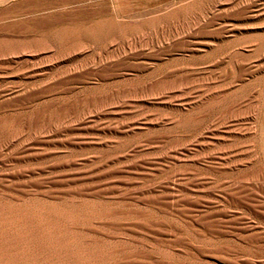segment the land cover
Returning <instances> with one entry per match:
<instances>
[{"label": "bare ground", "instance_id": "1", "mask_svg": "<svg viewBox=\"0 0 264 264\" xmlns=\"http://www.w3.org/2000/svg\"><path fill=\"white\" fill-rule=\"evenodd\" d=\"M246 1L234 0L222 13L210 10L201 25L225 20L229 9L234 20L258 18L262 13L247 14ZM182 7L144 25L182 16L188 11ZM29 8L24 23L0 28V113L8 119L0 117V197L13 204L4 209L0 203V264H185L172 259L175 250L198 264H228L232 255L225 258L212 240L217 219L203 218L222 213L221 199L250 194L244 180L256 173L235 176L233 157L251 153L239 139L251 130L243 120L258 96L249 77L263 65L264 27L244 23L245 35L227 39L220 24L196 30L211 39L206 43L156 41L142 53L125 41V30L137 28L120 21L92 20L78 28L71 25L75 16L61 8L50 14ZM83 14L78 20L86 19ZM115 40L122 43L104 57L70 58ZM143 132L152 134L140 139ZM151 142L167 145L154 152ZM114 198L171 209L184 203L196 243L180 238L174 249L165 237L164 247L154 250L145 239L176 237L174 228L122 208L116 211L123 218H97L109 212L105 199Z\"/></svg>", "mask_w": 264, "mask_h": 264}, {"label": "rangeland", "instance_id": "2", "mask_svg": "<svg viewBox=\"0 0 264 264\" xmlns=\"http://www.w3.org/2000/svg\"><path fill=\"white\" fill-rule=\"evenodd\" d=\"M18 1H19V3L16 4V2H18ZM22 1L23 0H21V2H20V0H4L3 2L0 3V28H4L5 26L7 28H9V27L14 26V24H16V25L20 24V22H21L20 20H23L24 18L30 16L29 14H31V13L29 12L30 11L29 7H31V9L33 7H34L33 9H37L36 10L37 13L42 10L43 14H50L54 10H55L54 12H56V11L61 12V9H62L61 13L63 15L71 16V17H74V16L77 17V18L74 17V19H73V22L75 23V24L74 23L71 24L73 27H74V25H76L75 27L79 28L81 25H87V23L91 22L92 20L106 19L109 21L112 20L114 22L120 21L122 25L126 26V28H130V29L131 28L132 29L137 28L138 32L137 31L130 32L128 30H125L126 31L125 35L127 38V39L125 38L126 39L125 41L130 40L129 43H131L133 45L134 50H135V46H136L137 52L141 51L142 53L144 51L145 52L149 51L150 46H151L150 43H154L156 41H169V42H176V43L179 42V43H183V44L184 43L188 44V43H194L195 41L199 42V40H200V42L204 41L206 43V41H209V40L211 41V39L206 38V36H204L205 34H203L204 33L203 30L207 31L208 28L209 29L210 28L216 29V27H218L220 24H222V25L219 26L218 28L223 30V35L224 36H225V34H226V36L229 35V36H227V39H230L235 35H237L236 37L242 36L243 34L245 35L246 33L243 31V27H245V25L249 24V23L254 24L255 27L258 25L264 27V0H261V1L260 0H251V1L248 0V1H250V3L248 1H246L247 3L250 4L247 8L248 9V12H247L248 15L253 16V14L258 15V14L262 13V14H260V16L258 15L259 17L258 18L256 17V19L255 18H249L247 20H245V19H235V20L231 19L230 13H232L233 10L229 9L230 11L229 10L226 11L228 15L226 16L225 20L224 19H217V20H215V23L211 24L207 28L201 25L203 23V21H202L203 16L204 15L209 16L210 10L211 11H214V10L217 11L215 13H218V11L221 13L224 12L223 8L232 5L234 0H225L226 2L224 0H220V1L219 0H211V1L210 0H207V1L206 0H114V1L113 0H42V1L36 0L37 2L35 0H32L33 2L31 0H28V1L24 0L23 2L27 1L26 4L29 3L28 6L26 4H24ZM215 1H216V3H215ZM257 1H259V2H257ZM35 2L37 3V5ZM260 3L263 5V7H261ZM38 4H39V6H41V8H39ZM210 4H212V5H210ZM241 4L243 5L244 3H240V5ZM25 5H26V7H24ZM49 5H50V7H49ZM240 5H238V7L242 6V5L241 6ZM19 6H20V9H19ZM21 6H23L22 9L25 10L24 11L25 14L23 13ZM61 6H63V7H61ZM110 6H111V8H110ZM212 6H214V8ZM179 7L180 8L181 7L187 8L188 11H185V13L186 12L187 13L186 14L184 13V15H182V16L177 15L174 17V19L172 18L171 21L170 20L165 21L163 19V22L158 21L154 24H151L150 26L144 25L146 21H148L149 19L155 18L156 16H157L156 18H161L163 13L164 14L167 13V9L169 12L171 9H172L171 11H174V9L175 10L179 9ZM109 8L113 9V10H109ZM260 8H261V10H259ZM262 8H263V10H262ZM27 9H29V10H27ZM19 10L22 13H19L18 12ZM69 11L71 12V14ZM75 11H76V13H75ZM112 11H114V12H112ZM45 12H48V13H45ZM257 12H259V13L257 14ZM79 13L80 14L84 13L83 15L86 17V19H84L82 21L80 19L78 20V17H80V16H78V15H80ZM26 14H27V16H26ZM86 14H89V15L86 16ZM20 17H22V18L18 19ZM43 19H45V18H43ZM18 20H19V23H18ZM47 20L48 19H46V21ZM74 20H76V21H74ZM176 20H177V22H176ZM46 21L43 20V23ZM22 22L24 23V21H22ZM22 22H21V24H22ZM262 22H263V24H262ZM177 23H178V25H177ZM244 23H245V25H244ZM260 23H261V25H260ZM11 24H12V26H11ZM163 24H164V26H163ZM197 24H199V25H197ZM191 25L192 26L195 25V26H193V28H192ZM200 25L202 26L203 29L201 28ZM230 25L233 28H231ZM227 26H228V30H227ZM197 29H200V31L203 32V33H201L198 30L202 36L200 34L196 33ZM228 32L230 34H228ZM250 32H255V31H250ZM262 32H264V30H262ZM184 33H185V35H184ZM187 33H189L191 35H188ZM127 36H129V37H127ZM230 36H232V37H230ZM199 37H201V39ZM188 38H189V40H188ZM204 38H206L208 40H205ZM202 39H204V40H202ZM117 41H119V40H115V42H111L109 44L110 46L108 45V47L106 44H102V45L91 44L89 47L86 48L87 50L85 49V51L82 52L83 54L80 53V54H77L76 56H71L70 58L72 59L73 57H76L75 58L76 60L83 58V57L93 58L96 54L97 55L100 54L101 56L104 57L107 55L108 50H111L113 47H114L113 49H115V48H117V45H120L119 43H122V42L117 43ZM140 42H142V43H140ZM94 47H96V48H94ZM92 50H93V52H92ZM94 53H96V54H94ZM179 53L180 52L175 51V54H176L175 56L178 57ZM199 54H201V52ZM263 56H264V49L261 51V54L258 57V62L262 63L264 65ZM221 65H224V64H221ZM263 65H262V67H260L259 69H257L255 71L256 73L254 72L252 74V76L249 77L252 80V83L254 82V86L252 84L254 94H255L254 96L258 95L256 97L257 99L254 100L255 102L253 101L255 103L254 107L249 108L250 110L252 109V111L249 110L248 113H246L247 120L246 119L243 120V122L244 123L246 122L247 126H249V128L251 129L250 131H248V133L250 132L251 134L248 135V133H247V134H245L246 136L245 135L242 136L246 140V142L243 139H242L243 142H241L242 137H240V139H239L240 144L242 143L241 145L243 147H245L248 150L250 149L251 153H249L248 156L236 155L233 157V160L235 159L238 163L237 167L232 170L233 174L235 173V176L240 175V173H242V172H253L254 174L255 173L257 174V176L255 174L253 179L251 178V179H245L244 180L245 183L247 182V185L249 187L248 193L250 192V194L246 198H243V197L239 198V200L238 199L237 200L236 199H230V201H229V199L227 197H226L227 199H224V200L221 199V201L219 202L218 208L220 210L221 209L224 210V213L221 210L222 213L217 215V218H215L216 216H213V217L209 216L208 218H203V220H206V221L211 220V219H217V223L219 224V226H218L219 234L215 238L212 237V240L214 239L213 240L214 245H216V246H217V244L220 245V248L222 249V255L225 258L227 257L229 259L230 256H228V255L229 254L232 255V257H231L232 260H230L231 259L230 258L229 259L230 261L228 262V264H230V263L231 264H252V263L253 264H264V197H263L264 196V189H263L264 188V186H263L264 185V170H263L264 169V146H263L264 145V130H263L264 129V126H263L264 125V122H263L264 121V89H263L264 88V67H263ZM252 77H256L257 80H256V78L253 79ZM0 83H2V82H0ZM90 85H93V84H90ZM255 85H256V87H255ZM255 90L257 92H255ZM249 98H251V97H249ZM248 101H249V99H247L246 103ZM250 101H252V98L250 99ZM253 102H251V103L253 104ZM243 103L245 104V102H243ZM252 104H251V106H252ZM255 105H257V106H255ZM0 114H1L0 117L2 115H5V113L4 114L0 113ZM2 117L5 118L6 116H2ZM3 120L7 121L8 119L6 117V119H3ZM175 129H173V130H175ZM143 133L139 137L140 139H141V137H147L148 135L152 134V133L148 134V132L147 133L145 132L146 134L145 133L143 134ZM166 145H167V142H151L149 144V146L151 147L150 150L154 151V152L161 151L164 148V146H166ZM248 145H250V146H248ZM247 146H248V148H247ZM261 146H263V147H261ZM253 153H255V154L253 155ZM243 157H245V158L247 157V158L245 159ZM241 159L242 160L244 159V160L241 161ZM247 159H248V161H246ZM238 161H240V162H238ZM242 169L245 171H243ZM260 169L263 171H261ZM208 173H209V175H211L212 171L208 170ZM163 174H161V175H163ZM260 174H262V175H260ZM219 190H220V188H217L215 191L216 193L215 192L214 193L216 195H220ZM229 192H232V191H229ZM251 195H252V197H251ZM105 200H106V203L109 204L108 205L109 207L107 205H106L107 207L105 206V208H107V210L109 209V212L106 214L101 212V213L96 215L97 218H119V217L123 218V215L119 214L116 211V210H119L122 208L123 210H126L127 212H129L128 215L133 216V218H135V217H137V218H141V217L146 218L147 217V218H151V219L154 218V220H156L157 222L165 221L164 222L165 224L167 222L168 226L166 228L170 229V227L172 226L170 229L172 231L174 228V230H175L174 236H176V237H173V233H171V235H170L171 237L170 236L167 237V235L161 236V234H156L155 236L152 237L154 239H150V238L145 239L146 241L148 240L147 242L153 246L154 250L160 251L164 247L163 245L165 243H167V241L169 240V239L166 240V238H171L170 242L168 241V243L171 245L173 243L174 249L175 248L177 249V247H178L177 242L180 238H183L185 240H190V241L192 240V242L196 243V240L193 239L194 233L188 227L187 222H186V220H187L186 215H185L186 214V212H185L186 205L184 203H180L179 205H176L175 208L173 207V209H171V208L166 207L165 205L160 204V203H157L158 205L156 204V206H154L155 204H150L149 202H136V201H132V200H128V199H120V198L119 199H115V198L114 199H105ZM38 201L37 202L39 204L43 200H41V201L38 200ZM1 202H3V203H1ZM114 202H115V204H114ZM0 203L3 204V206L5 207L4 209H9V208L12 209V207H13L12 200L7 199V198L0 197ZM53 203H55V202H53ZM57 203L58 202H56L53 205H57ZM39 205H41V204H39ZM42 205L44 208H47V205H50V204L47 202H42ZM158 206H159V208H158ZM102 207H104V206H102ZM49 208H50V206L48 207V209ZM151 208H153V209H151ZM166 208L169 209L170 211L167 210ZM146 211L150 214L148 215ZM228 213H230L231 215ZM243 213L245 215L247 213L248 216L247 215L245 216ZM108 215L111 217H109ZM120 215H122V216H120ZM50 216H51V214H49V217ZM183 220H185V221H183ZM174 226H176L177 228H175ZM241 226H243V228ZM205 234L207 236H209L208 231H206ZM171 241H173V242H171ZM173 253H174V255L172 256V259L175 261L182 260L185 262V264H198V263L194 262V259L190 260L191 259L190 257L188 259V257L183 256V254H181L180 252H178L176 250L173 251ZM233 256H234V258L236 256L237 257L235 259H233ZM233 261L236 263H234ZM222 264H227V262L226 263L223 262Z\"/></svg>", "mask_w": 264, "mask_h": 264}]
</instances>
